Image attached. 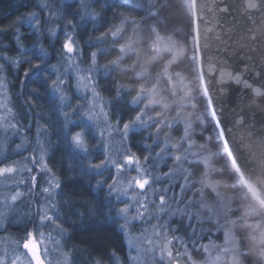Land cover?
<instances>
[{
  "label": "snow or ice",
  "instance_id": "1",
  "mask_svg": "<svg viewBox=\"0 0 264 264\" xmlns=\"http://www.w3.org/2000/svg\"><path fill=\"white\" fill-rule=\"evenodd\" d=\"M158 0H138V7L143 8L145 3L148 5V12L146 16H141L139 20L131 18L123 13H116L119 17L118 24H112L108 27L107 31L102 32L100 36H89L86 44L88 47H95L96 45H102L109 39L113 42L110 47L97 48L96 51H91L88 53L89 59L91 61L87 69L82 71L86 72L87 75L79 76L78 86H83L90 88L93 97L99 98L100 94L96 91L98 86V80L94 79V75L103 73L104 75H111L120 71L132 72L134 75L131 77L133 83L122 84L119 82L114 83L113 90L116 93L114 99L117 102L123 101L126 96H131L130 103L136 106L134 115L131 116L126 122L118 117L115 124L108 122L107 115L104 113L103 105H100V112L97 115L95 113L96 105L93 104L88 112L90 119H99L101 116L104 117V122L106 130L109 137L113 133H119L121 139V151L119 153H108L106 154V159L102 160L100 164H90L89 167L100 168L104 165H111L115 168V171L122 176H128V178L123 182L125 186L117 188V181L112 184H108V189L110 192L116 190L122 192L124 195H128V190L132 189L133 186L142 190L138 194L132 195L131 200L134 204H126L125 207L119 209V215L124 219L125 223L121 225L122 228H127L130 220L134 221L138 217L141 219L149 218V223L151 219H156L157 223L152 225L151 235H146L147 229H142L141 235L138 238L146 248H141L139 244L133 245V241L129 239L128 244L130 249L137 252L136 256H132L131 252L128 255V259L137 264L140 260V253L147 252L151 254L153 261L158 257L160 264H244V260L248 257L249 253L245 250L244 243L245 238L243 234V229L250 230L251 233H255L253 236L259 244L261 245L258 258L260 264H264V181H261L259 185H255L251 182L252 178L255 176V169L250 167L246 160L238 161L237 157L231 154V149H226V155L231 157L229 163L233 166L232 170L229 172L235 180L234 187L243 194L246 203L247 210L243 212L242 215H238L235 219H229L230 214L234 212L232 207L235 201V195L229 196L228 198L221 197L220 192L217 190L220 184L219 180H211L210 175L218 172L219 174H224L223 168H216L214 158L217 156L216 152H213L208 145V141L211 137H203L205 143H197L192 137L196 135V129L194 123H198L203 131H207V123L203 118V114L196 113L195 121L191 118L192 114H183V108L191 104L193 109H196L197 105L191 103L195 99L194 91L187 84L184 83L183 77L180 72H171L170 69L173 66L179 67V63L182 59H188L195 66L198 75L204 74V64L207 62L202 51V45L200 43V21L197 19L195 23L194 30L184 32L182 30L176 29L171 26V22L166 19L161 18V13L167 7L166 4H160L157 8ZM187 6L189 8H194L196 6V0H189ZM249 8H256L258 5L254 2H250L247 5ZM55 8V4H42V9L49 10V16L42 24L41 19L37 13H28L20 18H18L17 23L23 22L28 24L31 28L35 30L38 37L37 43H39V37L47 34L52 38V43H54L57 38V30L46 25L49 23H55L60 19L57 11L53 12L51 9ZM87 6L81 0V9H85ZM156 11H152V9ZM222 11H227V7L223 8ZM85 15L95 18L97 13L92 11H86ZM191 15V14H190ZM154 20L155 23H148V20ZM83 20V17H81ZM72 27L75 30L76 25L72 21H68L64 25V28ZM9 31L13 33L11 37V44L4 45L8 50H11V46L14 44L19 50L20 55L18 57H10L4 52H0V59H3L5 63H0V86H3L4 76L3 73L6 71V65H10L17 72H21L24 80L20 81L21 95H23V89L28 84L39 81L41 83H46L50 78L44 76L42 65L47 66V58L49 53L42 46L36 50L35 59L40 61L39 63H33V57L28 55L24 50L23 45V34L20 29L15 25L9 28H0V34H6ZM174 32L177 36L183 37L185 41L191 37V46L186 47L181 44L178 40L172 38V36H166V46L160 47V41L163 39L161 37V32L168 33ZM131 32L132 35H126ZM137 34H140L138 37ZM144 35L148 38L145 39ZM64 40L61 43V49L58 55L61 57V61L68 63L69 67L72 65H77L78 61L73 59L71 54H75L80 57L82 62V57L84 55L83 46H81L75 39V37L64 32ZM123 41V42H121ZM2 43V42H0ZM147 46L149 51H154L155 55L149 56L146 60H141V49ZM36 48V45H33ZM28 51H32L29 49ZM109 51H116L119 55L103 65L97 64V56L100 54H107ZM164 56H170L171 59L167 60L163 67L159 71L153 72L151 68L154 64L158 63ZM128 57H134L131 63L124 64L123 61ZM21 64H27V69L22 70ZM54 67V66H53ZM138 69V71H137ZM223 75V74H222ZM230 75V74H229ZM233 80L240 83L239 76H232ZM87 81L86 85H80L79 82ZM57 75L56 80H52L50 87L59 92L60 86L64 84ZM246 86L247 82H244ZM257 96H264V92L261 89H253ZM133 91L135 95H132ZM204 91H207L204 88ZM31 94L40 95L38 88H29ZM61 102L64 101L65 97L63 94L59 96ZM211 96L208 97V102L211 103ZM27 106L28 111H32L36 107V101L31 98L24 101ZM4 108L12 113V109L8 108L5 104ZM160 109L159 111H154V109ZM152 111L150 115L149 112ZM174 113L168 115L166 113ZM14 115V114H13ZM66 117L67 113H63ZM209 115L214 118L213 123L215 125L220 124V120L217 117V110L212 108ZM243 119L241 118V121ZM174 125H182V134L177 139L176 143H172L171 139L166 135L161 138L159 133L163 128H172ZM5 131L11 128L13 131L17 130L16 124H3L0 125ZM150 128L155 129V133L149 132L148 139L152 140V143L147 145V154H144L141 158L140 155L136 153H130V142L128 137L133 129L147 131ZM216 134L219 137H225V128L219 127L215 129ZM41 134L47 136L48 129L44 126L42 129H37V137ZM100 136L104 137L105 132L100 131ZM76 146L81 148L83 151L87 152L88 149L81 139V134L77 133L74 137ZM143 142V140L141 141ZM227 139L223 143L227 144ZM27 143L26 139L22 141V144L16 145L17 149L23 147ZM37 143L41 145V155L39 160L35 155H29L25 157V160L31 161L34 166H39L40 172L50 173L51 169L47 167L44 161V152L42 142L37 139ZM153 146L159 148V151H153ZM193 147H196L198 151H193ZM179 152L180 154H175ZM116 156L117 158H114ZM167 156L173 160V166L169 168L168 172L157 173L156 168L158 167L159 161L154 158H160L161 160ZM191 157V159H189ZM143 160V163L141 162ZM10 155L6 154V151L0 150V178L4 180L11 181L12 185L17 189L14 194L10 196H4L0 200V207H3L5 211L0 212V227L3 226L4 221L9 219V215L16 213L15 208L9 203L19 201L25 207L29 206V197L38 198L35 193V188L37 187V176L31 175L32 168H28L27 165L20 164L19 161L11 160ZM151 161V163H149ZM184 164H189L191 168H185ZM243 164V167H242ZM203 167V172L197 177V172L191 169H196L197 171ZM132 169L136 171V176H129L128 170ZM28 172L29 176L27 181L24 179H18L17 174L22 172ZM176 172L183 175L186 186L189 189H195L193 192V197H199V199H194L193 197H183L180 200H175L174 202L178 205L177 208L169 211L167 205V200L165 198L170 188H153V185H158L161 183V176L171 177ZM251 172L252 177H248L246 173ZM55 179V177H53ZM49 184L48 188H42L41 194L47 193L51 195L50 189L59 188V183H53L52 180L46 181ZM103 183L102 181H97V184ZM200 185V187H197ZM23 186L26 191L22 192L18 189ZM211 188L214 193L215 199L209 205L205 199L204 190L206 188ZM183 191V189H182ZM163 193V194H161ZM119 198V197H117ZM159 202L158 205L156 202ZM184 204L185 207H179V205ZM133 206H138L136 215L130 216V208ZM149 206L157 209L155 215H151L149 211ZM208 207V216L206 219L208 222L213 223L217 231H222L223 233V243L218 244L215 241H209V243H201V240L206 237L198 235L199 232L205 231L202 227L197 229V227L189 224V231L191 236L186 240L185 237L176 235L180 231V226H175L174 230L170 226L171 218L179 216L181 218L187 217L190 221L195 219L198 224L202 225L204 219L201 216V209ZM55 205L47 206V200H45V206H36L35 208H30L27 213H17L21 216L20 220H13L12 222L16 224L24 223V235L21 236V240L24 241L23 248L27 250V259L22 260L21 255H15L10 264H53V259H45V256L49 253V248L44 247L42 250H37L34 239L38 232L39 227L45 225V222H52L53 217L48 215V211L54 208ZM241 207L238 205V208ZM142 210V211H141ZM168 216V220H164L163 223L160 222V214ZM81 215H95V209L91 208ZM37 221L39 223L37 224ZM222 221V222H221ZM31 224L34 231L28 230V225ZM242 226V227H241ZM59 227V226H58ZM6 231L7 229L4 228ZM64 229L61 227V232ZM211 231V229H208ZM240 233V235H237ZM44 236L43 233H39ZM51 239V237H47ZM179 243V248H175L173 242ZM57 250L59 249L60 241H55ZM191 245V247H190ZM180 249H183L181 251ZM67 254H65L66 256ZM114 255V253H113ZM200 259H196L195 257ZM4 257H7L5 252ZM0 264H9V262L0 257ZM56 264H59L57 261ZM92 264H102L99 259H93Z\"/></svg>",
  "mask_w": 264,
  "mask_h": 264
},
{
  "label": "trees",
  "instance_id": "2",
  "mask_svg": "<svg viewBox=\"0 0 264 264\" xmlns=\"http://www.w3.org/2000/svg\"><path fill=\"white\" fill-rule=\"evenodd\" d=\"M105 1L107 4L105 10L95 3H93L92 7H90V11L100 14L101 18L99 20L97 19V15L95 18L90 16L91 19L83 21L81 20V4L76 0H0V28H9L10 26L15 25L20 29V32L23 34L22 42L24 45V50L28 55L33 57V63L40 62L35 59L36 50L39 47L42 46L48 51L49 56L46 62L47 66L42 65L44 76H47L46 68L48 66L54 65L56 62H58V59H60L58 52L61 49V43L65 38L64 32L67 31L75 37L76 41L81 44V46H83L84 51L82 62L78 66H73L81 70L87 69V67L90 65L88 53L91 51H96L97 48L110 47L113 42L111 39H109L102 45L88 47L86 41L89 36H100L102 32L107 31L109 26L112 24H118L119 17L116 15V13H123L131 18L139 20L141 16H146L148 12L147 3H145L143 8H139L137 6L138 0ZM90 2L92 3V0H90ZM188 2L189 0H158L157 8H159L160 4H166L167 7L161 13V18L171 22V26H174L176 29L188 32L190 30H194L193 10L187 6ZM44 3L55 4V8L51 9L53 12L57 11V9L59 10L58 15H60V19L55 22L58 30L57 38L55 39L54 43L51 42L52 38L47 34L40 36L39 43H37L38 37L35 33V30L29 25L27 26L26 23H17L18 18L28 13H37L43 24V22L48 18L45 14L49 16V10L42 9V4ZM152 11H156V9L154 8ZM69 20L76 25L75 30H73L72 27L64 28V25L67 24ZM148 23H155V21L149 19ZM46 26L55 29V25L51 23L47 24ZM12 35L13 33L11 31L6 34H0V42H2L0 43V52H4L10 57H18L20 52L14 44L11 46V50H8L4 47V45L11 44ZM126 35H132V33L129 32ZM137 36L139 37L140 34H137ZM166 36H172L173 39L178 40L186 47L190 48L191 46V37L185 41L183 37L177 36L174 32L170 31L167 34L161 32V37L163 39L160 41V47L166 46ZM144 38L147 39L148 37L144 35ZM33 45H36V48H33ZM29 49H32V51H28ZM118 55L119 53L116 51H109L107 54L98 55L97 61L100 65H103L108 61L115 59ZM153 55H155V52L149 51L147 46H144L141 49V60H146L149 56ZM132 59H134V57H128L123 61V63H131ZM169 59H171L170 56H164L163 59L152 66L151 71H159L160 68L163 67L164 63ZM0 63L5 62L3 59H0ZM20 67L22 70H24L27 69L28 65L21 64ZM170 71L173 73L180 72V74L185 76L191 88L194 90V101L197 105L196 111L197 113L203 114V118L207 123V131H203L202 127H197L199 128V131H196V137L198 139H202L201 135L203 137H211V140L207 143L209 148L213 152L217 153V156L214 158L215 167L218 169H224L223 175L216 172L211 176L213 179L220 181L224 193H231L232 195H235V201L233 202L234 212L231 214L235 219L236 216L242 215L243 212L247 210V202L245 201L243 194L240 193L236 187H234L235 180L231 175H229V172L233 167L229 163L231 158L226 155V146L223 143L222 138L216 134L215 129L218 127L213 123L214 118L209 115L211 109L203 89L200 75H198L195 66L188 59H182V61L179 63V67L173 66ZM81 72L87 74L84 71ZM4 74L6 75L8 84L10 85L9 94L12 96H17L19 99L21 98L23 102L29 98L36 101V107L32 111H28L27 106L25 105L27 109L26 118H31L32 124L37 123L40 128L47 126L50 132L52 131L50 139L48 140L49 154L47 157V163L53 174L60 181V191L57 195L58 205L55 214V224H58V226L61 225L63 227L67 234V242L71 243L73 246H76L82 252H90L91 254L97 255L98 257L95 258H100L106 262H112L115 255H125L127 248L122 233L117 229V225L112 221H109L107 215L104 214L105 210H108V212L111 211V203L108 204L104 202V206L99 208L97 199L100 198V200H104L102 198V191L99 190L98 193H95L91 185H89L78 174H75L77 170H72L73 163L71 162L68 151L59 149L55 143L57 135L50 124V118L59 117H57L58 112L53 115V112L51 111L53 104L51 101L52 98L49 95V91L47 89V84L41 83L39 81L32 82L24 87L23 95H21L20 81L24 80L21 72H17L10 65H6V71ZM133 75L134 74L132 72L120 71L111 75H104L103 73H100L98 77L94 78L98 80L96 91L100 94L97 100L99 104L103 105V107L110 105L108 109L110 118H130L134 115L136 107L131 105L129 102V97L126 96L123 101L117 102L114 99L116 93L113 90L115 82L122 84L133 83V80L131 79ZM70 78L74 79L72 76H70ZM70 78H68V81L71 84L72 80ZM29 88H38L40 95L37 97L36 95L31 94L29 92ZM133 93L135 92L133 91ZM53 102L55 103L54 100ZM54 105L55 106L52 110L57 109V104L55 103ZM163 129H166L165 132L162 133L164 136H166L167 132L171 133V130H169L170 128ZM163 129L161 131H163ZM161 131L159 135L161 138H163L164 136H161ZM130 138L131 147L138 154H141L142 149L145 148L144 145L148 141H151V139H148V135L144 131H134L131 133ZM170 138L173 139L172 136H170ZM142 140L143 142H141ZM35 190L38 192V187H36ZM38 200L40 199L36 197H29L28 207H25L19 201L17 204L23 205V207L26 208L25 211L29 212L30 208H35L38 206ZM83 200H85V203ZM238 205L241 207L238 208ZM90 206L91 208L95 209V215H81V213L87 212ZM96 219H99V223L96 222ZM5 228L8 231L13 232V234L18 238H21V236L24 235V223H8ZM28 230L34 231V228L31 224L28 225ZM237 234L240 235V233ZM243 234L245 238L244 247L249 253L248 257L245 259V262H247V264H260L258 252L261 245L256 239L253 238L255 233L250 234V230L243 229Z\"/></svg>",
  "mask_w": 264,
  "mask_h": 264
},
{
  "label": "rangeland",
  "instance_id": "3",
  "mask_svg": "<svg viewBox=\"0 0 264 264\" xmlns=\"http://www.w3.org/2000/svg\"><path fill=\"white\" fill-rule=\"evenodd\" d=\"M65 1H74V0H65ZM76 1H78L81 4V0H76ZM83 3L87 6V8L82 9L81 12L82 14L81 17H83V21L87 19H91L90 16L85 15V12L88 10L90 11V7H92L93 3L98 4L99 7H102L104 10L107 7L105 0H92V3L90 2V0H83ZM45 15L46 17H48L47 14ZM100 18L101 16L99 14L97 19L99 20ZM51 24L55 25V29L58 30L56 23H51ZM26 25L28 26V24ZM71 55L73 59L78 61L77 64L78 66L81 63L79 62L81 58L76 56L75 54H71ZM97 64L100 65L98 61ZM46 69H47L46 77H49L50 79L45 84H47L48 86L47 89L49 91V95L52 98L51 101L53 107L55 106L54 105L55 103L57 104V109L52 110L53 109L52 107L51 111L53 112V115H55L58 112L57 117H59V118H50V124L52 125L54 132L57 135V139L55 143L59 147V149L68 151L69 156L71 158V162L73 163L72 170H77L75 174H78L89 185H91L95 193H98L99 190L102 191V198L104 200H100V198L97 199L99 208H102L104 206V202L108 204L111 203V207H110L111 211L108 212V210H105L104 214L107 215L109 221H112L117 225V229L122 233L124 242L126 244L127 252L125 255H120V256L115 255L113 257L112 262H106L100 258H95L98 257L97 255L91 254L90 252L89 253L86 252L87 253L86 254L85 252H82L80 249H78L76 246H73L71 245V243L67 242L66 232L65 231L61 232L62 226L59 225L58 227V224L57 225L55 224V217H56L55 214L58 205L57 195L58 192L60 191V187L50 189L51 195L47 193L41 194L42 188L49 187V184L46 182L47 180H52L53 183L60 184L59 179L53 174L52 171L50 173L47 172L41 173L38 165L34 166L31 161L25 160V157H28L29 155H35L37 157V160H39V156L41 155V145L37 143V139H39L42 142V146H43L44 161L46 162L47 167L50 169L47 163V157L49 154L48 140L50 139L52 131L50 132V130L46 126L48 129V135L45 136L41 134L39 137H37V129L40 128V126L37 123L32 124L31 118H26L27 109L23 100L21 98L20 99L17 98V96L14 95L12 96L11 94H9L10 85L8 84L6 75L3 73L4 76L3 86H0V125L16 124L17 130L13 131L11 128H9L7 131H5L3 127L0 126V150L6 151V154L10 155L11 160L19 161L20 164H24L27 165L28 168H32L31 175L37 176L38 192L35 190V193L37 194L38 199H40L38 200V206L44 207L45 200H47V206L55 205L54 208H51V210L48 211V215L53 217V221L45 222L44 226L39 227L38 232L34 239V244L37 250H42L44 247L49 248L50 251L48 255L45 256V259H50V258L53 259V264H56L57 261L59 262V264H92L93 259L101 260L102 264H133V262L128 259V255L131 252L132 256H136L137 252L135 250L130 249L128 244L129 239L133 241V245L139 244L141 248H146V245L143 244V242H141L138 238L141 235L142 229H147L148 231L146 235H151L152 225L156 224L157 220L151 219V222L149 223L150 217L145 219H141L138 217L134 221L130 220L126 229L122 228L121 225H123L125 221L124 219L121 218V215L118 214L119 209L125 207L126 204H134V202L131 200V196L138 194L142 190L133 186L132 189L128 190V195H124L122 192H118L116 190L110 192L107 186L108 184H112L114 181H117V188L119 189L125 186L123 182L128 178V176L120 175L115 171V168L111 165H104L100 168L89 167L90 164H100L102 160L106 159V154L108 153H119L122 147L120 144L121 137L119 133H115V132L111 137H109L103 116H101L99 119H90L88 115L90 107L93 104H95L96 105L95 113L98 115L100 112L99 106L101 104H99L96 97H93L90 88L78 86V79H77L78 75L85 76L87 74H84L83 72H81L82 71L81 69L75 68L73 65L69 67L68 63L61 61V57L60 59H58V62H56L52 66H48ZM57 75H60V78L63 81H65V83L60 86L59 92L53 90L50 87L51 81L56 80ZM98 75L99 74L94 75L93 78L98 77ZM70 76H72L74 79L70 78ZM181 76L183 77L184 83L191 88L185 76H183L182 74ZM68 78L72 80L71 84L68 81ZM79 84L86 85L87 81H81L79 82ZM61 94H63L65 97L63 102H61L59 99V96ZM132 95H135V93H133ZM128 97L131 100V96ZM53 100L55 101V103L53 102ZM191 103L196 104L194 99L191 101ZM5 104L8 106V108L12 109V113H9L4 108ZM109 106L103 107L104 113H106L107 115L108 122L115 124L116 119L110 118L108 112ZM196 109H193L191 107V104H189L187 107L183 108L182 113L192 114L191 118L193 119V121H195V115L197 113ZM159 110L160 109L158 108L154 109V111H159ZM63 113H67V116L65 117ZM149 114L150 115L152 114L151 110ZM166 114L172 115L174 113L170 112ZM120 119L122 120V122H126L129 118H120ZM194 127L196 131H199V128L197 127H201V126L199 124L197 125V123L196 124L194 123ZM165 130L166 129H163V131H161V136H164L162 133H164ZM169 130H171V133L167 132L166 135L169 138L170 136H172L173 139L170 138L172 143H176L177 139L182 134L181 131L182 125H174ZM100 131L105 132L104 137L100 136L99 134ZM134 131L142 132L143 130L133 129L132 132ZM132 132H130L128 141H126V143L130 142V145H131L130 136ZM144 132L147 135H149V132L155 133V129L150 128ZM77 133L81 134V139L88 149L87 152L83 151L81 148L76 146L74 137L76 136ZM25 139L27 143H25L22 148L17 149L16 145L22 144V141H24ZM192 139L197 143L206 142L204 139H198L196 135H194ZM151 143L152 140L148 141L144 145L145 148L142 149L141 154L136 153L132 147H130V153H136L137 155H140L142 158L144 154H147V145ZM192 150L198 151L196 147H193ZM153 151H159V148L153 146ZM175 154H180V153L177 152ZM114 158L117 157L114 156ZM154 159H157L159 161L158 167L156 168L157 173L168 172L169 168L173 166V160L168 158L167 156H165L162 160L160 158H154ZM189 159H191V157ZM11 160L9 161V163L11 162ZM141 162L143 163L142 159ZM149 163H151V161H149ZM184 167L191 168L189 164H184ZM191 170L196 171L198 177L199 174L203 172V167H201L198 171L196 169H191ZM128 175L136 176L137 173L136 171L129 169ZM28 176L29 173L26 171L17 174L18 179L22 178L25 181H27ZM53 177H55V179H53ZM209 178L211 180H215L212 178L211 175ZM97 181H102L103 183L97 184ZM152 187L170 188V191H168L165 196L167 200L166 207H168L169 211L177 208L178 206L174 202L173 196L175 197V200H180L185 196L193 197V192L195 191V189H189V187L186 186L185 180L183 179V175L179 172H176L171 177L161 176V183L158 185H153ZM197 187H200V185H197ZM16 190L17 189L12 185L11 181L0 178V200H2L4 196H10L14 194ZM18 190L22 192L26 191V189L23 186H21ZM217 190L220 192L221 197L223 198H228L229 196H233L231 193L227 194L223 192L221 183L218 185ZM204 194L207 203L211 205V203L215 199L214 193L212 192L211 188L210 187L206 188L204 190ZM193 198L197 200L199 199V197H193ZM83 201L85 203V200ZM17 202L12 203L9 200V203H11L13 208H15L16 213L10 214L9 219L5 220L3 226L0 227V257L5 258L9 262V264L11 259L15 255H21L22 260H26L28 258L27 250L23 248L24 241L21 240V238H18L16 235H14L13 232L4 230V228L8 223L16 224L12 221L21 219V216L17 215V213L20 214L27 213V211H25L26 208L23 207V205H18ZM156 203L158 205L159 202L157 201ZM137 207L138 206H133L130 208V216L136 215ZM179 207L183 208L185 207V205L181 204L179 205ZM232 207L234 208V204H232ZM3 211H5V209L3 207H0V212ZM149 211L151 215H155L157 209H154L152 208V206H149ZM208 211L209 208L207 206L201 209V216L202 219H204V223L202 225L198 224L195 219L190 221L186 216L183 218L179 216H175L171 218L170 226L174 230L175 226L179 225L180 231L175 234L185 237L186 240L191 236L188 227L189 224H192L193 226L197 227V229L202 227L203 229H205V231L203 232L198 231V235L206 238L201 240V243L207 244L209 243V241H215L218 244H222L223 233L222 231H217L213 223L208 222V220L206 219V217L208 216ZM160 216H161L160 219L161 223H163L164 220L169 219V217L163 215V213H161ZM229 219H234L231 214L229 216ZM96 222L99 223V219H96ZM208 229H211V231H208ZM39 233H43L44 236H41ZM49 236L51 237V239L47 238ZM57 240L60 241L58 250L55 244V241ZM173 245L175 248L180 247L179 243L175 241L173 242ZM180 250L183 251V249ZM5 252L7 253V257H4ZM65 254L67 255L65 256ZM195 258L197 260L200 259L198 256ZM137 264H160V261L158 257L153 261L150 253L141 252L140 260L137 262ZM181 264H184L183 260L181 261ZM244 264H247L245 260H244Z\"/></svg>",
  "mask_w": 264,
  "mask_h": 264
},
{
  "label": "water",
  "instance_id": "4",
  "mask_svg": "<svg viewBox=\"0 0 264 264\" xmlns=\"http://www.w3.org/2000/svg\"><path fill=\"white\" fill-rule=\"evenodd\" d=\"M249 2L196 0L192 10L194 28L200 21V43L207 58L200 78L207 99L212 98L210 109L217 110V127L225 128L221 138L227 139L226 149L238 161L246 160L255 169L251 182L259 185L264 181V96L253 89L264 92V0H251L256 8H249ZM246 175L252 177L251 172Z\"/></svg>",
  "mask_w": 264,
  "mask_h": 264
}]
</instances>
